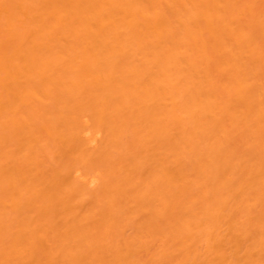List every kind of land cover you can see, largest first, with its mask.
I'll list each match as a JSON object with an SVG mask.
<instances>
[{"label":"bare ground","instance_id":"bare-ground-1","mask_svg":"<svg viewBox=\"0 0 264 264\" xmlns=\"http://www.w3.org/2000/svg\"><path fill=\"white\" fill-rule=\"evenodd\" d=\"M0 264H264V0H0Z\"/></svg>","mask_w":264,"mask_h":264}]
</instances>
